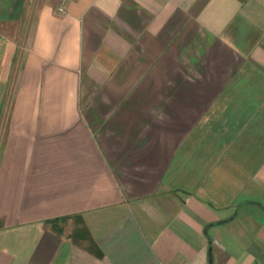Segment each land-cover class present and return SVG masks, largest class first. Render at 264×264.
<instances>
[{
	"label": "crops",
	"instance_id": "obj_1",
	"mask_svg": "<svg viewBox=\"0 0 264 264\" xmlns=\"http://www.w3.org/2000/svg\"><path fill=\"white\" fill-rule=\"evenodd\" d=\"M0 264H264V0H0Z\"/></svg>",
	"mask_w": 264,
	"mask_h": 264
},
{
	"label": "water",
	"instance_id": "obj_2",
	"mask_svg": "<svg viewBox=\"0 0 264 264\" xmlns=\"http://www.w3.org/2000/svg\"><path fill=\"white\" fill-rule=\"evenodd\" d=\"M212 261V259H210Z\"/></svg>",
	"mask_w": 264,
	"mask_h": 264
}]
</instances>
